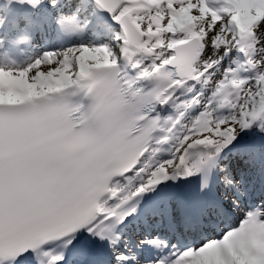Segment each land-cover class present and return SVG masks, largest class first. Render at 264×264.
Segmentation results:
<instances>
[{
	"label": "snow or ice",
	"instance_id": "snow-or-ice-1",
	"mask_svg": "<svg viewBox=\"0 0 264 264\" xmlns=\"http://www.w3.org/2000/svg\"><path fill=\"white\" fill-rule=\"evenodd\" d=\"M0 264H264V0H0Z\"/></svg>",
	"mask_w": 264,
	"mask_h": 264
}]
</instances>
